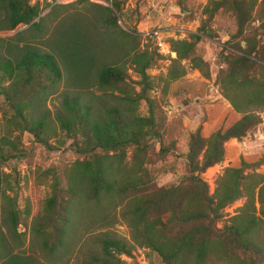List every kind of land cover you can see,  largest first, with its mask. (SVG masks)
Here are the masks:
<instances>
[{"label": "trees", "instance_id": "16d2710c", "mask_svg": "<svg viewBox=\"0 0 264 264\" xmlns=\"http://www.w3.org/2000/svg\"><path fill=\"white\" fill-rule=\"evenodd\" d=\"M102 1L109 4L103 8V19L110 26L104 28L106 35L113 37L121 31V40L130 47L123 50L118 60L103 62L95 68L90 85L105 95L121 93L120 103L103 106V111L94 116L80 93L63 96L61 111L56 115L59 130L83 159L77 160L68 171L66 189L60 187L58 177L52 179L51 194L42 212L35 217L32 232L46 249L55 250L62 246L72 224L70 204L80 197V189L89 203L116 196L125 201L124 215L131 228L132 244L116 238L104 239L101 242V264H124L119 257L131 259L137 247L156 253L163 264H264V180L252 171L249 175L243 173L260 166L263 156L241 158L226 169L211 196L208 186L199 178L201 173L223 160L224 144L228 140L241 139L257 124L255 113L264 106V22L260 28L251 27L258 0H209L204 9L208 20L217 11L228 10L235 31L230 36L233 44L229 46V53L223 56L228 70L223 79L224 97L229 107L224 109L207 137L196 132L189 139L186 162L191 173L188 183L192 184V193L185 190L184 180L169 189L150 191L148 183L132 173L121 178L114 176L117 171L126 173L127 147L133 146L145 154L147 138L159 139L152 127L150 92L154 86L147 74L154 59L147 49H140V42L132 32L113 28L117 26V14L121 11L120 0ZM40 14L39 5H32L30 0H0V32L16 31L23 25L31 31L37 29L40 22L36 20L41 21ZM19 37V34L11 37L12 56L1 55L0 51V84L8 83L0 88V94L14 112L13 126L21 132H28L50 149L47 140L55 132L47 125V117L33 120L28 110L40 94L59 87L63 70L80 83L89 82L88 72L96 53L86 42V35L76 28L53 33L51 52L31 44L19 46V42L23 43ZM199 40L200 34L197 33L189 40L171 41V49L176 55L172 63L180 69L167 72L169 82L184 75L181 62L190 58ZM55 52L59 53L61 64ZM256 66L262 76L261 83L256 85L261 88L243 96L242 100L240 90L251 83L248 74H253ZM129 70L139 78L135 83L140 86L138 93L129 90L132 82ZM140 102L147 104L148 117L136 115ZM162 151L167 149L163 147ZM21 154L15 140L9 136L0 139V163L19 158ZM2 185L0 176V209L4 214L0 221V264H23V258L15 252L21 245L19 239L23 237L19 232L22 215ZM242 198L244 203L237 214L224 222L222 228H217L223 217L222 210ZM8 234L14 239L13 243Z\"/></svg>", "mask_w": 264, "mask_h": 264}, {"label": "rangeland", "instance_id": "374dc122", "mask_svg": "<svg viewBox=\"0 0 264 264\" xmlns=\"http://www.w3.org/2000/svg\"><path fill=\"white\" fill-rule=\"evenodd\" d=\"M121 11L117 14V26L121 30L132 32L140 42V49H147L153 55V62L147 74L154 88L150 92L153 102V130L157 137L147 138L148 148L145 154L133 146L125 150V174L114 173L121 178L132 173L148 183L150 191L169 189L185 181V190L192 193V184L188 183L191 173L188 170L186 155L189 149L190 136L201 132L208 136L217 120L229 107L224 97L226 92L223 79L228 75L223 56L229 53L233 44L230 36L234 34V20L230 12L221 9L208 20L204 9L209 0H120ZM263 0H258L254 12L252 28H260L264 22ZM38 4L41 10L39 27L29 30L28 26H19L16 31L0 32L1 55L10 57L14 50L11 37L19 34L22 44H31L40 50L52 51V34L57 30L75 28L86 35L87 43L94 49L93 63L88 72V80L80 83L73 75L63 70V78L58 86L49 88L33 101L28 110L33 120L47 117V125L52 132L49 137L48 149L37 142L28 132H21L13 126V110L9 108L3 95L0 94V139L15 140L22 156L0 163V176L3 190L7 197L12 198L15 208L22 215V225L19 232L23 233L20 248L15 250L23 258V264H101L104 239L116 238L132 244L131 228L125 217V201L121 197H105L99 202L85 201L84 192L79 189L80 197L70 204L71 229L62 246L55 250L46 249L42 242L32 232L34 219L41 213L45 201L51 194L50 185L54 177L60 179V187L67 188L65 177L77 160L83 158L70 147L71 141L59 130L56 115L61 111L64 95L75 96L80 93L91 107L94 116L103 111V106H114L120 103L121 93L102 94L90 85L95 68L104 63L118 60L124 49L130 47L121 38V31L109 37L104 28H110L103 16L104 7L109 4L102 0H30ZM205 27V28H204ZM204 28V29H203ZM155 30L173 31L174 34L184 33L189 40L192 35L200 34V40L195 45L190 58L181 62L184 75L174 82L166 79L167 72L180 69L173 65L169 56L156 53L151 33ZM202 31L206 33L203 35ZM61 32V31H60ZM260 32V29H259ZM258 34V32H256ZM129 42V40L127 39ZM264 43V42H263ZM100 49V50H99ZM99 50V52H98ZM124 50V51H123ZM60 64L59 53L55 52ZM193 59V60H191ZM122 63V62H121ZM128 74L132 80L129 90L138 93L140 86L135 83L139 78L131 70ZM250 84L240 90L243 96L260 90L256 85L261 83L260 68L256 66L254 73L248 74ZM254 79V80H253ZM7 82L0 84L6 87ZM227 87V83H226ZM133 90V91H132ZM264 98V94H263ZM258 122L250 128L241 139H230L224 144L223 160L207 169L199 178L204 181L209 178L208 194L214 192L217 182L226 169L237 164L241 158L263 156V162L255 169L244 171V175L254 172L264 180V106L255 113ZM136 115L148 117L147 104L140 102ZM167 151H162L161 148ZM67 180V177H66ZM248 181V180H247ZM4 182V183H3ZM244 198L222 210V219L217 228H222L224 222L237 214L243 205ZM6 205V204H5ZM1 208V206H0ZM257 212L259 207L256 204ZM4 214L0 209V221ZM264 219V215L262 217ZM8 239H14L8 234ZM12 242V243H13ZM131 259L120 256L124 264H163L160 257L146 248H135Z\"/></svg>", "mask_w": 264, "mask_h": 264}, {"label": "built area", "instance_id": "2783aa9c", "mask_svg": "<svg viewBox=\"0 0 264 264\" xmlns=\"http://www.w3.org/2000/svg\"><path fill=\"white\" fill-rule=\"evenodd\" d=\"M170 34L167 31L163 30H155L151 33V38L154 41V45L156 47V50L159 55L161 56H169L170 58H175V53L171 49V41H181L185 39L184 33H178L174 34L173 31H169ZM218 166V165H216ZM207 172V171H206ZM206 172L203 174L206 175ZM209 178H206L204 182L209 183Z\"/></svg>", "mask_w": 264, "mask_h": 264}]
</instances>
